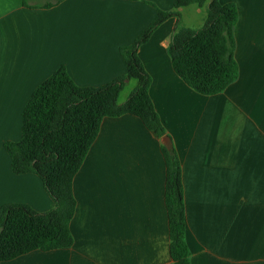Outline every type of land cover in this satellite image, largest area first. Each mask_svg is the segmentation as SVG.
Wrapping results in <instances>:
<instances>
[{"label":"crops","instance_id":"obj_1","mask_svg":"<svg viewBox=\"0 0 264 264\" xmlns=\"http://www.w3.org/2000/svg\"><path fill=\"white\" fill-rule=\"evenodd\" d=\"M25 1L34 8L0 0V208L25 204L44 213L56 204L43 181L15 174L4 148L21 140L33 92L61 66L80 87L125 75L121 48L175 0H65L50 9ZM222 2L239 11L238 79L213 96L191 88L168 53L177 19L164 22L139 57L165 136L133 115L105 118L73 180V246L0 264H173L163 146L182 165L191 264H264V0ZM179 12L187 28L207 17L198 5Z\"/></svg>","mask_w":264,"mask_h":264},{"label":"trees","instance_id":"obj_2","mask_svg":"<svg viewBox=\"0 0 264 264\" xmlns=\"http://www.w3.org/2000/svg\"><path fill=\"white\" fill-rule=\"evenodd\" d=\"M37 8L50 9L65 0H38ZM24 5L29 8L28 2ZM198 5L207 9L200 29L184 27L179 9ZM177 24L168 48L175 73L197 92L213 96L224 92L239 76L235 60L234 28L239 11L222 0H175L173 10L158 9L151 25L120 53L127 73L101 87H80L61 66L39 85L26 104L22 116V138L7 141L6 152L17 175L35 174L56 206L39 213L25 204H6L0 208V262L10 261L35 250L50 251L73 246L70 224L77 202L73 180L107 117L133 115L145 127L165 136L163 123L150 96L152 79L139 57V49L168 19ZM137 86L124 103L119 96L128 81ZM166 165L165 201L169 217L170 255L173 264H191L182 165L177 154L162 147Z\"/></svg>","mask_w":264,"mask_h":264},{"label":"rangeland","instance_id":"obj_3","mask_svg":"<svg viewBox=\"0 0 264 264\" xmlns=\"http://www.w3.org/2000/svg\"><path fill=\"white\" fill-rule=\"evenodd\" d=\"M206 19L207 17H205L204 22L201 24L200 20H198V18H195V20H198V21L194 23L193 25L194 27H190V28L195 29V30L202 28L206 23ZM136 86H137V82L135 80H132L131 84H129L126 88H124V90L120 94L119 103H124L126 100H128L132 92L135 90Z\"/></svg>","mask_w":264,"mask_h":264}]
</instances>
